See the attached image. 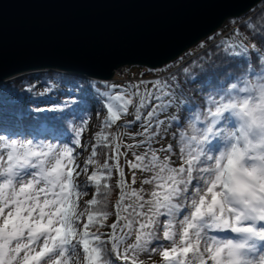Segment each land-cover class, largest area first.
Here are the masks:
<instances>
[{"label":"snow or ice","instance_id":"snow-or-ice-1","mask_svg":"<svg viewBox=\"0 0 264 264\" xmlns=\"http://www.w3.org/2000/svg\"><path fill=\"white\" fill-rule=\"evenodd\" d=\"M244 27L254 30L250 22ZM251 39V48L241 43L231 53L248 79L226 77L205 101L202 127L193 125L198 135L181 133L183 147L177 153L168 144L161 149L164 160L153 141L166 124L160 117L179 103L175 76L104 83L98 95L107 115L84 161L78 152L91 127L85 121L74 128L70 146L0 134V264H117L114 257L137 264V255L159 246L160 231L172 245L159 253L166 264H264V70L250 68L253 63L264 68V29ZM253 77L257 83H251ZM130 109L132 119L118 124ZM230 117L237 123L226 128ZM114 125H139L142 131L126 143L110 130ZM214 138L223 142L215 152L205 147ZM98 148L109 150L103 174L100 168L91 171ZM173 157L182 163L173 166ZM126 168L132 169L131 183ZM137 171L150 174L141 181L149 191L135 187ZM82 174L83 184L77 182ZM114 175V186L102 183ZM90 187V198L82 200ZM113 192H118L114 204ZM219 233L225 235L218 238Z\"/></svg>","mask_w":264,"mask_h":264},{"label":"water","instance_id":"water-1","mask_svg":"<svg viewBox=\"0 0 264 264\" xmlns=\"http://www.w3.org/2000/svg\"><path fill=\"white\" fill-rule=\"evenodd\" d=\"M259 0H0V81L59 69L109 80L154 68Z\"/></svg>","mask_w":264,"mask_h":264},{"label":"trees","instance_id":"trees-1","mask_svg":"<svg viewBox=\"0 0 264 264\" xmlns=\"http://www.w3.org/2000/svg\"><path fill=\"white\" fill-rule=\"evenodd\" d=\"M262 17L264 0H259L245 12L226 18L219 27L183 50L178 56L155 68L144 66L146 72L154 73L155 70L160 72L151 80L170 79L175 76L174 82L179 85L177 88L179 103L160 117L166 124L159 129L163 134H168V144H173L174 149L183 122L188 116L196 117L197 113L206 108L205 101L226 83V77H232L231 82L248 79L249 73L243 71L244 65L231 55L232 46L243 43L251 48L254 43L251 36L264 29ZM246 22L253 23L254 30L246 29L244 27ZM250 59L255 62V57ZM250 68L255 71L264 70L258 68L255 63ZM184 69H187V72ZM104 83L119 84L118 81L96 79L54 68L27 71L4 79L0 81V130L13 134L28 133L34 137L64 140L68 138L73 141L74 123L81 124L85 121L91 127L85 129L82 136L84 149L78 152V159L84 161L91 155L92 144L98 142L95 140V134L103 127L107 115L104 102L98 95V92L104 91L102 87ZM251 83H257L255 77ZM132 116L131 109L125 121L131 120ZM116 128L114 125L110 130L115 133ZM140 130L142 131V128ZM108 153L107 148L97 149L96 164L91 167V171L100 168L99 174H103L102 165ZM125 171L127 174L126 169ZM77 182L81 184L87 182V176L82 174ZM103 182L114 186L116 177L114 175L111 181ZM93 191L94 188L90 187V191L81 199H89ZM117 198L118 192H113L109 197L112 204ZM111 222L110 217L108 223ZM101 231L107 233L109 229L102 228ZM158 235L161 241L163 232L160 231ZM114 258L117 264H124L123 258ZM156 263L166 264L162 256L157 258Z\"/></svg>","mask_w":264,"mask_h":264},{"label":"rangeland","instance_id":"rangeland-1","mask_svg":"<svg viewBox=\"0 0 264 264\" xmlns=\"http://www.w3.org/2000/svg\"><path fill=\"white\" fill-rule=\"evenodd\" d=\"M125 68L123 69V71H120V73H117L118 75L116 76L115 79H118L119 84L116 85H126L128 84L130 81H138L140 79H144V80H151L157 76H150L149 72L144 71L145 67L143 65H137V64H132L130 66L125 65ZM155 74V73H153ZM151 74V75H153ZM137 78V79H135ZM116 81V80H114ZM212 96H215V94H213ZM106 109V108H105ZM131 109L129 110L130 113ZM200 114V118L199 121L196 120V117H192V116H188L187 120L183 122V125L180 127V132L178 133V138L176 140V148L174 149L177 153L179 152V149L181 147H183L181 141H180V134L183 133L186 137H191L193 135H198L197 131L193 130V125L196 126L197 129H200L203 125V122L205 121L206 115H207V107L204 110H201ZM129 116L125 115L122 116L121 121H118L120 123H123V121H125V119ZM236 120L235 118L230 117L229 121L225 124L226 128H230L231 125L236 124ZM74 128L79 127L81 124H79L78 122L74 123ZM238 126V125H237ZM141 128L139 126L137 127H133L132 129H127V128H116V132L115 133H119L122 135L124 142L126 143H132L133 141H131L130 139H128V137L136 132H141L140 130ZM99 132V131H98ZM0 134H3L5 137H12L13 139H17L18 141H22V140H33L35 143L40 144H53V145H68L70 146L72 144V141L70 139H56V138H47V137H34L28 133H7L4 132L2 130H0ZM168 134H163L162 131H159V138L153 141V147L154 149L157 150V155L160 157L161 160H164L166 158V153L164 151H162L161 149L165 148L168 145ZM211 147L212 151L215 152L217 149H222L223 147V142L218 140V139H212L209 143V145H206L205 147ZM136 151L138 152H143V149H137ZM186 151V149H185ZM211 154V153H210ZM128 159H132L131 155H129ZM173 160L175 161L173 166H179L180 163H182V160H180L178 157H173ZM122 163H123V158H122ZM127 170V174L126 177L128 178L129 183H131V176H132V169L130 168H126ZM150 174L147 173H142L140 171L136 172V185L135 187L137 188V190H139L140 188H144L145 191H149L151 189V186H145L143 184H141V181L145 178H149ZM81 176H79L78 178H80ZM163 220V218H161ZM225 234L224 233H219L218 234V238L219 237H223ZM234 235V234H233ZM178 240H177V244H178ZM171 242L170 241H165L162 240L159 241V246L156 248V250L154 252H151L148 255H145L144 253H140L139 255L136 256L137 259V264H158L156 263L157 258H159L161 255L159 254L161 251H163L164 249H170L171 248ZM123 251V249H121V252ZM135 255V254H133ZM122 258V257H121ZM171 258V257H170ZM131 264V263H129Z\"/></svg>","mask_w":264,"mask_h":264},{"label":"built area","instance_id":"built-area-1","mask_svg":"<svg viewBox=\"0 0 264 264\" xmlns=\"http://www.w3.org/2000/svg\"><path fill=\"white\" fill-rule=\"evenodd\" d=\"M124 68H125L124 66H121V67H119L118 69L114 70V73H113V76H112V80H118V79H115L116 76L118 75L117 73H120V71H123ZM154 73H155V74H153V73H149V75L152 76V77L157 76L158 73H159V71H158V70H155ZM151 74H153V75H151ZM159 74H160V73H159ZM135 79H137V78H135ZM130 82H131V81H130Z\"/></svg>","mask_w":264,"mask_h":264},{"label":"bare ground","instance_id":"bare-ground-1","mask_svg":"<svg viewBox=\"0 0 264 264\" xmlns=\"http://www.w3.org/2000/svg\"><path fill=\"white\" fill-rule=\"evenodd\" d=\"M204 37V36H203ZM190 47V46H189ZM116 70V69H115Z\"/></svg>","mask_w":264,"mask_h":264}]
</instances>
